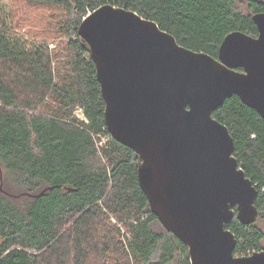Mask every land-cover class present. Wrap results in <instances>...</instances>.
Here are the masks:
<instances>
[{"label": "trees", "instance_id": "16d2710c", "mask_svg": "<svg viewBox=\"0 0 264 264\" xmlns=\"http://www.w3.org/2000/svg\"><path fill=\"white\" fill-rule=\"evenodd\" d=\"M105 4L213 58L233 31L256 37L252 16L264 12V0H0V264H190L187 247L150 211L139 157L104 123L78 27ZM212 117L258 191L255 222L226 225L233 255L248 256L264 250V119L237 96Z\"/></svg>", "mask_w": 264, "mask_h": 264}, {"label": "water", "instance_id": "95a60500", "mask_svg": "<svg viewBox=\"0 0 264 264\" xmlns=\"http://www.w3.org/2000/svg\"><path fill=\"white\" fill-rule=\"evenodd\" d=\"M256 37L233 31L217 58L179 45L137 13L105 4L78 27L95 65L109 135L140 159L150 211L188 250L190 264H264L235 257L233 219L255 222L258 191L239 167L226 126L212 117L237 96L264 119V12Z\"/></svg>", "mask_w": 264, "mask_h": 264}, {"label": "built area", "instance_id": "2783aa9c", "mask_svg": "<svg viewBox=\"0 0 264 264\" xmlns=\"http://www.w3.org/2000/svg\"><path fill=\"white\" fill-rule=\"evenodd\" d=\"M74 114H75V116H76L79 120H82V121H84V122H87V120H86V118L84 117V115H83V113H82V111H81L80 108H78V109L75 111ZM107 141H108V138L100 136V142H99L98 144L101 146V145L107 143Z\"/></svg>", "mask_w": 264, "mask_h": 264}, {"label": "rangeland", "instance_id": "374dc122", "mask_svg": "<svg viewBox=\"0 0 264 264\" xmlns=\"http://www.w3.org/2000/svg\"><path fill=\"white\" fill-rule=\"evenodd\" d=\"M15 7H16V5H15ZM38 14H39V13H37V15H38ZM23 28H24L25 31H28V32H29L28 27H23ZM53 46H54L53 44L50 45V47H53Z\"/></svg>", "mask_w": 264, "mask_h": 264}]
</instances>
